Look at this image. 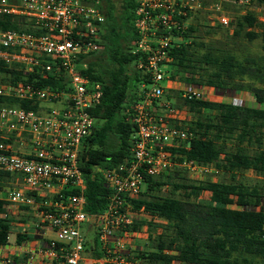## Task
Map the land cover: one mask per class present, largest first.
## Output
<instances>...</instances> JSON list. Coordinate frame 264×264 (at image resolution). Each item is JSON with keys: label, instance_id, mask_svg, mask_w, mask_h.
<instances>
[{"label": "built area", "instance_id": "built-area-1", "mask_svg": "<svg viewBox=\"0 0 264 264\" xmlns=\"http://www.w3.org/2000/svg\"><path fill=\"white\" fill-rule=\"evenodd\" d=\"M251 4L252 0H136L132 53L139 56L136 67L148 82L140 84L138 100L128 112L135 129L129 156L101 172L108 190L106 205L90 215L85 212L79 154L93 127L89 110L99 104L101 85L78 70V60L101 49L100 0H0V16L23 18L35 31L0 29V64L16 65L25 74H61L65 80L63 88L0 83V97L37 102L39 107L44 102L56 105L44 111L0 108V173L9 175L15 186L0 190V200L26 206L34 229L41 233L38 239L13 247L0 245V264H162L138 257L145 247L137 244H148V233L144 225L133 230L146 216L133 208L132 201L144 192L146 178L166 179L183 171L188 179L205 182L222 173L213 164L168 150L187 149L194 138L187 123L193 114L160 101L164 82L172 77L169 52L201 40L196 33L189 40L183 38L199 12L207 13L201 29L219 27L214 38L222 39L223 31L232 30L226 6L247 9ZM216 91L179 89L182 99L198 101L210 100ZM230 102L243 106L235 98ZM10 136L27 151H14L7 143Z\"/></svg>", "mask_w": 264, "mask_h": 264}, {"label": "trees", "instance_id": "trees-1", "mask_svg": "<svg viewBox=\"0 0 264 264\" xmlns=\"http://www.w3.org/2000/svg\"><path fill=\"white\" fill-rule=\"evenodd\" d=\"M118 3L100 0L104 16L98 35L101 49L78 60V70L101 85L99 104L89 110L93 127L79 154L86 185L85 212L90 215L106 205L108 190L101 172L129 156L135 129L128 112L138 100L140 84L148 82L136 67L139 56L132 53L136 0ZM30 24L16 16H0V29L35 33ZM230 27V33L225 30L222 39H216L221 28L203 31L201 22L194 21L183 38L189 40L196 33L201 40L172 48L168 63L171 78L178 76L185 86L245 92L253 97L256 106L248 107L227 100H185L180 92L178 97L177 92L171 93L177 97V105L182 103L196 117L189 124L194 138L188 148L168 150L200 164H213L229 180L188 183L179 171L166 179L147 177L145 191L132 201L133 208L146 216L133 226L139 230L144 225L148 233V244L138 253L141 259L162 264H264V183L248 185L236 179L248 171L264 176V55L246 50V44L257 39L264 43V23L247 12L234 18ZM204 38L207 41H202ZM0 75L1 82L10 84L63 88L65 83L61 74H25L16 65L0 64ZM10 106L33 111L39 108L37 102L0 97V108ZM203 111L212 116L201 119ZM8 181L9 175L0 173V190ZM165 186H171V191L158 195ZM201 191H208L209 199L201 200ZM176 192L180 197H175ZM3 205L0 201V213ZM10 230V223L0 218V245L7 244ZM23 239L17 235L16 242ZM171 251L175 255L166 254Z\"/></svg>", "mask_w": 264, "mask_h": 264}, {"label": "rangeland", "instance_id": "rangeland-1", "mask_svg": "<svg viewBox=\"0 0 264 264\" xmlns=\"http://www.w3.org/2000/svg\"><path fill=\"white\" fill-rule=\"evenodd\" d=\"M115 1H116V5L119 6L118 0H115ZM226 12L233 19L236 18L237 16H241V15L247 13V12H250V13L255 14L256 18L258 19V21L260 23H264V1L256 0L247 9H242V8H238V7L231 6V5L230 6H226ZM206 17H207V13L205 11L199 12L198 15L195 17V21H198V23L199 22H201V23L207 22ZM246 45H247L246 46L247 52L253 53V54H257V55H264V43H262L259 39L255 40V41H253L251 43H247ZM1 79H2V76L0 75V83L2 84L3 82H1ZM164 86L166 87V90L164 91V94L161 97L160 101H162V102H170L172 105H174L175 108H177L179 110H183L184 109V110L189 111L186 106L182 105V103L177 105V102L175 101L176 98L179 95V89H183V88L186 87L184 85V83L181 81V79H179L178 76L175 77V78H170L168 81L164 82ZM169 86H173V89L170 90ZM139 88H140V86H139ZM139 88L137 89V91L139 90ZM172 92H173V94L175 92H177V94H176L177 97H174L173 94H171ZM246 97H248V98H246ZM233 98L241 101V104L243 106H244L245 101H247V99H250V101H251V96L250 95L243 96V98H242L239 93H234V92H231V91H225L224 92V91H220V90H217L216 93L214 94V97H212L211 99L217 100V101H222V100L231 101V99H233ZM251 103H252L251 106H253V105L256 106V103L255 102L253 103V100H252ZM54 106H56V105L53 104V103L44 102V103H41V106L39 107V109L44 111V110H47L50 107H54ZM261 107H264V105H262ZM211 116H212V114H210L209 112L203 111V113L200 115V118L203 119V120H206V119L210 118ZM195 117H196V114H193L191 119L189 118V121L187 122L188 126H189V124L191 122L194 121ZM179 174L181 176L183 175L182 177L185 179V181H188V183H190V182L194 183L195 182L193 180L188 179V177H186V175H185V172L179 171ZM218 179L220 181L224 182V181H228L229 177L227 175L221 173V175H219ZM236 179L238 181H242V182H244V183H246L248 185L260 184V186H262V183H264V176H257L256 174H254L251 171L239 173L237 175ZM145 189H146V187L144 188V191H145ZM169 191H171V186L162 187L160 189V192L158 193V195H165V194L169 193ZM180 195H181L180 192H176L175 193V197H180ZM206 197L207 196L204 193H200L199 194V198L201 200H205ZM8 241L11 244H13L14 236L10 235ZM144 243H145V241L144 242L140 241L137 245L140 248H141V246L145 247Z\"/></svg>", "mask_w": 264, "mask_h": 264}, {"label": "crops", "instance_id": "crops-1", "mask_svg": "<svg viewBox=\"0 0 264 264\" xmlns=\"http://www.w3.org/2000/svg\"><path fill=\"white\" fill-rule=\"evenodd\" d=\"M239 94L241 95L242 98H243V96L250 95L249 93H245V92L239 93ZM246 98H248V97H246ZM252 100L254 103L255 101H254L253 97L251 96V101H250V99H247V101H245V103H244V106L254 107L255 105L251 106ZM262 108H264V107H262ZM7 143H9L12 146V149L16 152L25 153L27 151L25 149V147L20 146L19 142H16L15 138L12 136L8 137ZM218 178H219V176L215 177V178L209 177L206 179V181L223 182V181H220ZM224 182H226V181H224ZM5 188H12V189L15 188V186L12 184L11 179H10V181H8L5 184ZM201 193L206 194V196H207L206 199H209L210 193L208 191H201ZM0 201H2L4 204L3 208H2V212L0 215L1 216L5 215V218H1V219L7 220L11 225V230H10V234L8 235V240H9L10 235L14 236L13 244H11L8 241L6 245L13 247L14 245L18 244L16 242L17 235H20L21 237H23L24 238L23 241H26V240L33 241L35 239H38L41 236V233H39L38 231H36L34 229L33 222L30 219V217L28 216L26 206H24V205H12V204H9L5 200H0ZM8 254L10 256H12V253L10 251H8Z\"/></svg>", "mask_w": 264, "mask_h": 264}]
</instances>
